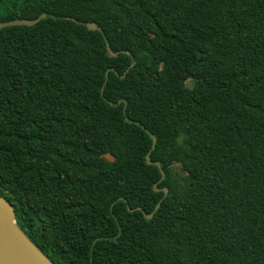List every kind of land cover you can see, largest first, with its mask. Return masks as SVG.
Here are the masks:
<instances>
[{
	"label": "trees",
	"instance_id": "obj_1",
	"mask_svg": "<svg viewBox=\"0 0 264 264\" xmlns=\"http://www.w3.org/2000/svg\"><path fill=\"white\" fill-rule=\"evenodd\" d=\"M41 14L0 28V195L30 239L55 264H264V0H0Z\"/></svg>",
	"mask_w": 264,
	"mask_h": 264
},
{
	"label": "water",
	"instance_id": "obj_2",
	"mask_svg": "<svg viewBox=\"0 0 264 264\" xmlns=\"http://www.w3.org/2000/svg\"><path fill=\"white\" fill-rule=\"evenodd\" d=\"M42 17H44V14L32 19L0 20V28L10 25H33ZM85 25L89 29L100 30V27L94 22H85ZM106 45L109 54L114 55L115 53L112 52L107 41ZM152 139L154 142L155 138L152 137ZM101 156L110 161L114 160V157L109 152L103 153ZM146 159L148 163H152L149 153L146 154ZM154 163L159 166L158 162ZM155 189L157 190L156 187ZM163 190L165 193L167 192L166 187ZM158 205L159 202L155 207L157 208ZM127 208L129 211L133 210V208ZM135 209L141 210V207L137 206ZM144 215L146 218H150L152 213H144ZM0 264H55L18 225L13 204L2 195H0Z\"/></svg>",
	"mask_w": 264,
	"mask_h": 264
}]
</instances>
